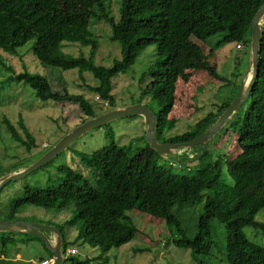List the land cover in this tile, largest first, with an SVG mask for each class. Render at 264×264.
Here are the masks:
<instances>
[{
  "label": "trees",
  "instance_id": "16d2710c",
  "mask_svg": "<svg viewBox=\"0 0 264 264\" xmlns=\"http://www.w3.org/2000/svg\"><path fill=\"white\" fill-rule=\"evenodd\" d=\"M94 2L95 9L99 10L97 20L103 19L110 24V38L121 45V59L114 60L110 67L95 64L93 55L98 40L91 29L78 22L77 18L82 13L63 10L58 0H0V50L16 53L22 44L33 39L32 51L40 63L63 70L77 68L83 82V72H91L98 84L86 88L113 108L115 99L110 93L112 77L131 67L147 46L155 45L157 57L145 73L150 80L141 87L136 102L150 95L158 105V109L153 111L157 117L156 138L163 142H181L202 133L229 105L234 95L217 105L216 113L209 111L189 129L162 136L166 126L172 122L168 115L176 102L178 54L183 48L192 47L198 65L211 77L224 79L209 64L203 48L191 42L192 36L204 40L221 30L223 37L213 44L214 47L231 40L249 47L251 22L264 0H120L117 21L110 13L108 0ZM70 43L89 46L90 55L79 53L74 56L64 52L63 47ZM259 56L258 74L246 107L222 128L225 129L222 137L235 134V143L240 149L234 157L228 156L224 160L232 183L221 178L219 160L207 162L194 170L190 166L184 170L180 164L174 169L175 163L170 160L158 163L162 156L148 144L131 153L128 146L117 144L108 123L102 125L106 144L90 153L75 152L87 167L101 172L104 176L101 183L92 185L81 172L61 164L58 170L62 176L57 183L45 187L25 185L22 195L12 200L4 219H16V213L24 204L56 211L71 207L72 213L64 224L76 226L75 238L66 240L63 227H56L62 237L64 253L69 247L88 243L98 246L105 254L114 245L129 239L132 230L118 234L119 237L116 232L120 231L121 220L130 218L126 212L136 209L164 220L170 231L171 243L189 250L196 264H211L208 262L212 250L210 227L211 220L217 219L224 223V257L228 264H264V244L256 243L244 231L245 226H252L264 232V224L256 219L257 214L264 210V27ZM232 76L237 88L240 74L233 72ZM10 79L23 81L43 101L76 104L85 115L81 123L99 115L83 94L69 93L64 86L59 89L61 85L56 86L45 75L23 69ZM2 122L11 137L31 152L36 146L35 139L22 117H19L18 125L23 134L8 118L3 117ZM227 142L230 145V139ZM209 154L202 152L193 161L201 163ZM179 157L183 160L179 163H186L185 160L190 158L186 152ZM100 193L103 198L97 211L94 204ZM201 201L202 209L195 223L182 225L176 212ZM24 235L25 241H39L48 255L39 253L35 260L29 259L25 263L0 264H40L51 259L39 237ZM4 239L6 242L11 237ZM74 255L68 254L65 261L69 264H91V258L80 259Z\"/></svg>",
  "mask_w": 264,
  "mask_h": 264
},
{
  "label": "rangeland",
  "instance_id": "374dc122",
  "mask_svg": "<svg viewBox=\"0 0 264 264\" xmlns=\"http://www.w3.org/2000/svg\"><path fill=\"white\" fill-rule=\"evenodd\" d=\"M108 1L110 2V13L117 21L120 0ZM58 2L63 10L81 12V17L77 18L78 22L91 29L97 37L98 47L93 55L95 64L110 67L114 60L121 59V45L118 41L110 38V24L103 19L97 20L96 13L99 10L95 9L97 7L94 0H58ZM223 34L221 30L216 31L204 40L192 36L191 42L203 48L209 64L224 79L218 80L208 75L202 66L198 65V59L193 57L192 47H185L178 54L177 66L179 73L175 92L176 102L168 115V120L172 122H169L166 126L162 136L180 133L189 129L209 111L216 113L217 105L228 101L233 95L235 96L238 87L236 88L235 83L232 81V73L240 74V79L242 78L249 60L250 49L244 45L241 49H237L236 44L238 42L234 40L224 42L219 47H214L213 44L221 39ZM33 44V39L28 40L18 48L16 53H7L0 50V174L7 169H15L39 158L66 134L67 129V132H69L79 125L85 117L76 104L43 101L35 95L34 89L29 85L23 81L10 79L23 69L47 76L56 86L61 85L58 87L59 89L64 86L69 93L83 94L93 104L98 114L112 108L86 88L98 84V80L94 78L91 72H83L85 81L83 82L79 78L77 68L63 70L44 65L35 57L32 51ZM70 44L63 47L64 52L74 56L79 53L85 56L90 55L89 46L81 47L78 43ZM156 57L155 45H149L138 55L131 67L112 77L110 93L114 96L115 106H128L139 103L136 101L139 98L140 89L145 87L150 80V76L148 74L145 76V73ZM141 102L145 103L152 111L158 109L157 103L151 99L150 95L145 96ZM247 103L248 100L238 111L245 108ZM20 116L35 139L36 146L32 147L31 152H28L24 145L11 137L5 123L2 122L3 117L8 118L23 134L18 125ZM110 126L117 144L128 146L131 153L139 151V148H145L147 144L144 135L145 124L140 116L115 119L110 122ZM224 130L220 129L207 142L197 144L191 147V150L184 151L188 155L190 154L191 157L202 152H210L201 163L195 164V159V161L189 160L186 163H179L180 157L178 155L176 158H174V155L162 156L163 159H158V163L170 160L175 163L174 169L178 168L180 164L184 170H188V166L194 170L207 162L214 163L219 160L222 171L221 178L227 183H232V178L226 170L224 160L228 156L234 157L240 149L235 143L234 133L222 137ZM228 139H230V145H228ZM106 143L105 128L102 126L96 127L72 142L49 163L22 178L5 184L0 190V220H4L12 200L22 195L25 185L45 187L57 183L62 176V173L58 170L61 164L68 165L72 169L81 172L92 185L101 183L104 177L101 172L87 167L75 152L90 153ZM102 198L103 195L100 193L95 201L94 205L97 211L100 209L99 202ZM202 205L203 201L196 205L185 206L182 210L176 212L180 223L188 226L193 225L201 212ZM71 213V207L63 211H56L52 208L24 204L15 217L27 221L44 222L55 227L61 226L63 227L61 229L64 232V238L73 240L78 229L75 225L64 224ZM126 213L130 218L121 220L120 231H117L116 234L120 235L124 231L132 230L128 240L117 246L114 245L105 254L101 253L98 246L88 243L72 246L77 251L74 256L80 259L91 258V264H196L192 260L189 250L178 248L171 243L170 231L167 230L164 220L148 213L139 212L136 209H131ZM256 219L264 224V210L257 214ZM210 230L212 250L208 262L211 264H228L224 257V223L212 219ZM244 231L256 243L264 244V232L261 229L245 226ZM8 235L11 239L5 242L4 237H9ZM48 235L53 237L51 232ZM167 239L169 240L168 243H166ZM141 248H147V250L140 251ZM16 251H18L17 254ZM39 253L44 256L48 255L39 241H25V235L22 233L0 232V263H25L29 259L35 260ZM63 264H69V262L64 261Z\"/></svg>",
  "mask_w": 264,
  "mask_h": 264
},
{
  "label": "water",
  "instance_id": "95a60500",
  "mask_svg": "<svg viewBox=\"0 0 264 264\" xmlns=\"http://www.w3.org/2000/svg\"><path fill=\"white\" fill-rule=\"evenodd\" d=\"M264 27V2L261 7L256 11L252 22L249 42V60L244 71L238 90L230 101L229 105L209 124L206 129L189 141L181 142H163L159 141L155 136L157 126V117L153 111L142 102L131 104L128 106H115L95 117H91L84 122L80 123L72 130L64 134L54 145H52L44 154L39 158L30 161L26 165L19 166L15 169H7L0 174V190L8 182L17 180L24 177L26 174L34 171L35 169L44 166L55 158L59 153L66 149L72 142L77 140L83 134L91 131L96 127L108 124L115 119L126 118L131 116H140L145 124V141L148 146L153 149L157 154L166 157L174 155H181L191 147L205 143L210 140L220 129L236 115L238 109L248 100L251 93L254 81L258 74L259 66V53L261 45L262 28ZM200 154H198L199 156ZM198 156H193L185 160H194ZM183 161L181 158L179 162ZM0 232H16L27 235L39 237L45 244V247L51 254V259L47 264H63L65 261L62 237L58 229L44 222L27 221L22 219H4L0 220ZM53 233L50 237L48 233Z\"/></svg>",
  "mask_w": 264,
  "mask_h": 264
},
{
  "label": "built area",
  "instance_id": "2783aa9c",
  "mask_svg": "<svg viewBox=\"0 0 264 264\" xmlns=\"http://www.w3.org/2000/svg\"><path fill=\"white\" fill-rule=\"evenodd\" d=\"M242 47H243V46H242V43L238 42V43L236 44V48H237V49H241ZM97 97H98V96H97ZM76 252H77V251H76V249H75L74 247L69 248V249H67L65 256H67L68 254H74V253H76ZM49 261H50V259H46V260L42 261L40 264H47Z\"/></svg>",
  "mask_w": 264,
  "mask_h": 264
},
{
  "label": "clouds",
  "instance_id": "9594fccd",
  "mask_svg": "<svg viewBox=\"0 0 264 264\" xmlns=\"http://www.w3.org/2000/svg\"><path fill=\"white\" fill-rule=\"evenodd\" d=\"M97 96V95H96ZM69 249V248H68ZM67 251V250H66ZM66 251H65V253H64V256H65V254H66ZM75 254V253H74ZM76 254H77V252H76ZM66 257V256H65Z\"/></svg>",
  "mask_w": 264,
  "mask_h": 264
},
{
  "label": "crops",
  "instance_id": "0c3cea01",
  "mask_svg": "<svg viewBox=\"0 0 264 264\" xmlns=\"http://www.w3.org/2000/svg\"><path fill=\"white\" fill-rule=\"evenodd\" d=\"M190 155V154H189Z\"/></svg>",
  "mask_w": 264,
  "mask_h": 264
}]
</instances>
